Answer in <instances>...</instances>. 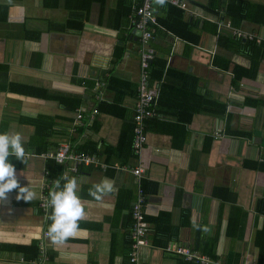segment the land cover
Wrapping results in <instances>:
<instances>
[{"label":"crops","instance_id":"0c3cea01","mask_svg":"<svg viewBox=\"0 0 264 264\" xmlns=\"http://www.w3.org/2000/svg\"><path fill=\"white\" fill-rule=\"evenodd\" d=\"M187 1L188 10L152 2L149 84L159 96L135 152L142 0H0V133L22 135L25 163L9 159L19 184L31 181L37 193L30 203L16 199L18 189L0 200V264H132L130 209L140 191L142 264H198L169 244L222 264H264V39H238L217 24L264 38V0H240L257 19L236 24L226 9L238 0ZM93 108L92 120L76 118ZM62 143L107 166L70 173L42 155ZM64 177L77 178L85 216L77 236L57 246L40 198ZM105 177L116 190L96 200L89 189Z\"/></svg>","mask_w":264,"mask_h":264},{"label":"built area","instance_id":"2783aa9c","mask_svg":"<svg viewBox=\"0 0 264 264\" xmlns=\"http://www.w3.org/2000/svg\"><path fill=\"white\" fill-rule=\"evenodd\" d=\"M153 1L154 0H142L140 6H138L136 9V14L140 17V19L136 22V26L137 29L141 31L140 41L142 43V48L140 49L139 58L137 99L132 116V146L135 152H139L147 142L148 135L146 120L153 116L154 105L156 104L159 96V87L157 85L149 84L150 63L155 56V52L153 48L148 46L149 40L153 37V30L150 29L151 27H149L147 24L149 20H151L150 22L152 23L155 22V16L152 7ZM167 2L185 10L189 9V3L187 0H167ZM191 14L194 16H199L198 13L194 11H191ZM217 24L218 27L221 25L229 27L232 31V35L238 39H254L258 43H260L264 39L263 36L259 34L246 32L237 27L231 26L229 22L218 21ZM97 113L98 110L96 108H93L90 112L84 111V109H80L76 114V118L80 120L85 115V117H88V120H92ZM213 134L214 136H219L220 132L216 131ZM42 155L52 158L54 162L63 166L64 169L70 173H76L79 170V167L82 165L99 164L102 168L107 166V164L100 162L95 153L73 151L71 145L68 143H62L55 150L45 152ZM58 160H61L62 163L58 162ZM141 172L142 169L139 167L133 169V173L136 176H140ZM49 201L50 199L47 198L46 195H43L40 198V205L42 206L43 211L47 207H50ZM144 203L145 196L142 194V191H140L137 199L133 201L130 209L134 221L131 230L132 243L129 252V260L132 264H142L139 257V249L141 246L146 245L147 243L146 233L148 231V223L145 219ZM165 249L183 256L186 260L195 261L198 264H209L212 262L216 264H222L219 261L198 254L190 247L180 245L172 246L169 244L165 247ZM33 262L36 263L35 261Z\"/></svg>","mask_w":264,"mask_h":264},{"label":"clouds","instance_id":"9594fccd","mask_svg":"<svg viewBox=\"0 0 264 264\" xmlns=\"http://www.w3.org/2000/svg\"><path fill=\"white\" fill-rule=\"evenodd\" d=\"M156 5L163 6L167 0H154ZM15 157L25 163L26 152L24 140L19 132L0 133V200L6 198V194L18 189L16 199L31 202L37 193L31 187V181L27 186H21L16 176L14 164L10 157ZM58 162L62 163L61 160ZM54 190L49 192L50 207L52 209L49 217L52 223L46 233L53 245H62L69 238L77 236L81 231L79 222L84 219L85 205L78 195L79 182L76 177H64L61 187L60 181L56 180ZM115 182L107 177L89 189V195L100 200L104 195L114 192ZM207 231V228H204Z\"/></svg>","mask_w":264,"mask_h":264},{"label":"trees","instance_id":"16d2710c","mask_svg":"<svg viewBox=\"0 0 264 264\" xmlns=\"http://www.w3.org/2000/svg\"><path fill=\"white\" fill-rule=\"evenodd\" d=\"M257 7H258V5H256ZM169 7L171 8V9H175L179 14H181L182 13V11H181V9L180 8H177V7H175V6H173V5H169ZM205 7H207L208 8V6H205ZM262 7H264V6H262ZM237 8H240V10H236ZM251 10H249V9H247V8H245V7H243V3L240 1V0H238V1H235V2H232L231 4H230V7H228L227 9H226V13H228L229 14V16H230V20H231V22L233 23V24H236V23H238L240 20H242V19H249V17H252V16H249L248 14H249V12H250ZM178 16H180V15H178ZM251 19H257V18H251ZM257 21V20H256ZM258 23H261V24H264V18L263 17H260L259 18V20L257 21ZM164 23H166V25L168 26V28L169 29H173L176 33H178L179 35H181V33H180V31L179 30H176V29H174V27H173V25H175V22H172V23H168V22H164ZM188 25H189V23L187 22V23H184L183 24V27H185V28H187L188 30H189V27H188ZM190 27H192V24H190L189 25ZM182 36V35H181ZM153 71H155V72H157V74H161L160 72H161V67L159 68V70L157 71L156 70V65L155 66H153ZM157 74H155V76H158ZM153 77H154V74H153ZM98 110V109H97ZM84 152H90V151H86V150H83ZM263 164V168H264V162H262ZM262 233V232H261Z\"/></svg>","mask_w":264,"mask_h":264},{"label":"water","instance_id":"95a60500","mask_svg":"<svg viewBox=\"0 0 264 264\" xmlns=\"http://www.w3.org/2000/svg\"><path fill=\"white\" fill-rule=\"evenodd\" d=\"M139 34V31H136V35H138Z\"/></svg>","mask_w":264,"mask_h":264}]
</instances>
